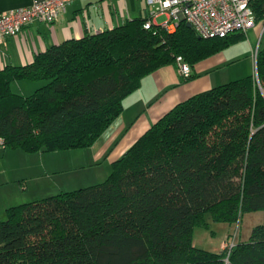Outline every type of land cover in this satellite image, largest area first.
I'll return each mask as SVG.
<instances>
[{"label": "trees", "instance_id": "16d2710c", "mask_svg": "<svg viewBox=\"0 0 264 264\" xmlns=\"http://www.w3.org/2000/svg\"><path fill=\"white\" fill-rule=\"evenodd\" d=\"M257 23L264 0H254ZM148 15L0 70V139L27 153L93 146L142 79L181 55L191 66L247 34L199 38L181 21L148 29ZM257 75L178 103L112 163L103 181L9 206L0 264H264V219L219 253L196 247V226L264 212V46ZM192 76V75H191ZM47 80L32 94L14 81ZM228 257V261L226 258Z\"/></svg>", "mask_w": 264, "mask_h": 264}, {"label": "crops", "instance_id": "0c3cea01", "mask_svg": "<svg viewBox=\"0 0 264 264\" xmlns=\"http://www.w3.org/2000/svg\"><path fill=\"white\" fill-rule=\"evenodd\" d=\"M32 2L34 0H0V13L28 6ZM137 4L136 0H116L115 2L114 0H73L55 22L33 20L18 35L6 37L0 41V70L9 65H29L38 54L51 46L112 29L130 19L148 15L150 6L147 1L144 0L143 7L141 6L139 11ZM261 28H263L262 21L251 28L249 33L260 36ZM250 46L248 57L251 58L258 45L252 42ZM224 50L194 64L192 76L187 79L181 75L177 63L161 67L146 75L140 87L124 99L121 115L97 142L85 151H90L92 158L97 163L103 162L111 172L112 163L178 103L235 79L227 74L226 67H221V62L225 61L226 57L223 54ZM255 69L256 64L253 60L252 67L250 64L245 75L235 76L240 78V76L255 74ZM25 81H14V84L18 85L20 90ZM4 150L7 149L4 148ZM20 184L27 188L24 181ZM12 202L11 198L3 201L0 207L1 216L9 206H12Z\"/></svg>", "mask_w": 264, "mask_h": 264}, {"label": "rangeland", "instance_id": "374dc122", "mask_svg": "<svg viewBox=\"0 0 264 264\" xmlns=\"http://www.w3.org/2000/svg\"><path fill=\"white\" fill-rule=\"evenodd\" d=\"M136 2L139 11L140 7H143L144 0H136ZM166 18V15H161L157 21L162 22ZM262 24L264 28V21ZM263 28H261L260 36L248 31V36L223 51L226 57L225 61L221 62V67H226L227 74L232 75V78L238 79L239 77L236 78L235 75H245L250 64L252 67L253 56L248 57L250 43L264 46ZM14 83L15 91L30 95L46 84L47 80H26L22 83L20 90ZM85 149L27 153L20 149L4 150L3 146H0V207L7 198L12 199L11 205H18L106 179L110 172L109 167L103 162L97 163L90 151ZM22 181L27 188L21 186ZM0 217L3 216L0 215ZM263 219V210L244 213L237 222L214 221L207 218L208 226L195 227L193 244L198 248L219 253L225 248L224 243L228 244V241L230 242L233 238L236 243L240 240H248L252 229L262 223Z\"/></svg>", "mask_w": 264, "mask_h": 264}, {"label": "built area", "instance_id": "2783aa9c", "mask_svg": "<svg viewBox=\"0 0 264 264\" xmlns=\"http://www.w3.org/2000/svg\"><path fill=\"white\" fill-rule=\"evenodd\" d=\"M150 6L145 27L155 26L167 31H174L181 21L191 23L199 36L203 38L227 37L236 32L248 33L257 24L253 8L254 0H146ZM73 0H34L32 4L0 13V41L6 37L18 35L33 20L46 23L55 22L60 13L66 11ZM167 18L158 22L157 18ZM264 29V28H263ZM259 45L254 49L253 59L257 65ZM176 62L183 78H190L192 66L181 56ZM257 69V68H256ZM255 69V75L257 70ZM4 145L0 139V146ZM236 244L233 238L228 244V257ZM228 257L226 260L228 261Z\"/></svg>", "mask_w": 264, "mask_h": 264}, {"label": "water", "instance_id": "95a60500", "mask_svg": "<svg viewBox=\"0 0 264 264\" xmlns=\"http://www.w3.org/2000/svg\"><path fill=\"white\" fill-rule=\"evenodd\" d=\"M187 25H188L189 27H192L191 23H189V22H187ZM199 38H201V36H199Z\"/></svg>", "mask_w": 264, "mask_h": 264}]
</instances>
